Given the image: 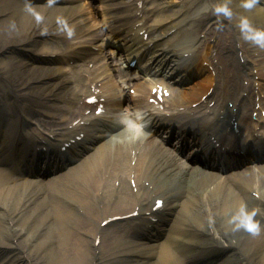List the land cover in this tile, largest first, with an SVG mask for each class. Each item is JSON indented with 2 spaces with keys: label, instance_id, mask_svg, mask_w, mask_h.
<instances>
[{
  "label": "bare ground",
  "instance_id": "obj_1",
  "mask_svg": "<svg viewBox=\"0 0 264 264\" xmlns=\"http://www.w3.org/2000/svg\"><path fill=\"white\" fill-rule=\"evenodd\" d=\"M97 1L107 9H114L105 18L106 41L111 43L110 40L115 38L116 42L126 43L129 19L135 18L138 10H123L128 0ZM153 1L151 5L160 0ZM173 1L176 0H165L152 9L157 13L152 31L166 22L169 26L157 37L173 28L192 26L193 30L189 32L194 35L191 45L174 52L196 66V71L187 75L200 74L202 78L194 85L178 88L177 95L164 98V102L168 101L170 107L179 111L194 131L203 127L213 133L219 132L223 131V126L233 129L237 122L234 130H238V139L247 141L259 136L249 111L264 106V91L254 87L256 79L248 85L242 84L240 68L255 60L264 71V53L259 52L261 46L252 40L257 46L258 59L254 53L251 56L243 45L246 55H241L235 43L233 46L229 41L227 31L222 41L213 47L217 50L215 56H212L214 50H210L204 54L199 52L205 55L201 58L195 51L199 44L197 40L214 34L211 30L204 31L205 22L194 16L191 7L198 6L197 11L204 12L210 0H187L185 7H179ZM259 1L247 7L251 1L236 0L235 7H230L233 12H241V17L233 24L232 36L245 32L235 42L248 41L247 30L255 36L264 33V5L262 0ZM242 4L243 8H238ZM167 7L173 13L161 11ZM206 15L211 17L212 14ZM181 17L182 21L175 22ZM213 19L217 25L223 23L219 14ZM69 27L74 28L76 34L69 42L67 54L62 53L65 59L96 58L100 48L97 46V52L90 51V47L95 46V32L82 4L72 2L66 7L52 0H0V54L10 56L9 63L0 64V264H264V162L255 166L244 165L243 170L228 175L227 169L216 166V163L209 165L188 160L173 172L174 161L158 151L153 141L149 139L145 147L141 143L143 138L135 126L145 124V120L131 117L133 125L126 128L125 135L119 134L112 140L98 133L89 144L90 150L94 151L85 158L83 155L81 162L66 172L46 184L30 179L38 177L29 174L26 167L30 164L22 155L27 154V138L34 135L30 126L39 127L35 132L41 135L44 131H49L47 134L54 138L63 134L48 128L51 123L35 112L37 107L47 105L46 118L58 113L49 116L64 123L69 114L84 117V103L76 106V100L82 101V96L90 93L97 99L94 112L101 105L104 112L81 121H96L110 114L127 117L122 99V86L126 81L118 83L113 69L101 70L97 66L89 69V89L79 92L72 91L71 80L64 75V69L35 63V55L46 59L53 54L49 38L68 32ZM220 34L223 32H218V36ZM185 50L187 57L183 54ZM232 50L235 58L227 54ZM210 58L218 63L214 68L215 76L204 71L206 67L202 59ZM235 59L240 61L239 66ZM143 66L150 68L151 64ZM179 66L184 65L179 62L172 71H177ZM163 71L171 74L168 67ZM213 77L217 78L219 88H214L215 94L206 102L204 96L211 89ZM145 89V86H139L138 94ZM150 91L147 92L148 98L152 97ZM137 99L138 95L134 101ZM60 101L67 103L60 107ZM213 101L215 104L211 106ZM229 102L233 103V108L228 106L230 109H227ZM25 104H29L32 110L26 113ZM258 123H264V118L260 117ZM82 126L81 123L74 126L73 131L81 130ZM110 127L114 128L110 131L113 136L118 130L113 124ZM148 130L154 138V127ZM254 153V150L250 151V154ZM15 157H19L16 166L13 164ZM169 182L172 186L163 194L168 199L156 198ZM57 188L61 190L54 192ZM76 189L84 194L78 195ZM46 190L45 194L38 195ZM160 199L166 204L170 200L166 207L172 217H169L167 232L157 245L126 240L133 234L131 223H128L132 222L131 217L126 219V224H123L125 221L108 223L107 227H112L108 231L97 220L101 216L122 214V210L137 211L138 218L147 213L156 216L159 211L155 210V205ZM241 206H246L248 212H256L254 219L261 226L259 235L254 236L244 229L231 230L227 221ZM99 238L104 252L96 246Z\"/></svg>",
  "mask_w": 264,
  "mask_h": 264
},
{
  "label": "clouds",
  "instance_id": "obj_2",
  "mask_svg": "<svg viewBox=\"0 0 264 264\" xmlns=\"http://www.w3.org/2000/svg\"><path fill=\"white\" fill-rule=\"evenodd\" d=\"M256 0H251V3L247 4V7H251L252 3ZM256 43L261 47H264V33H257L254 38ZM256 215L255 211L248 212L246 206H241V208L234 214H231L227 223L232 226L231 230L233 232L244 229L252 235H259L261 231L260 224L254 219Z\"/></svg>",
  "mask_w": 264,
  "mask_h": 264
},
{
  "label": "rangeland",
  "instance_id": "obj_3",
  "mask_svg": "<svg viewBox=\"0 0 264 264\" xmlns=\"http://www.w3.org/2000/svg\"><path fill=\"white\" fill-rule=\"evenodd\" d=\"M183 0H176L175 2H176V5L177 6H180V5H183V4H181V2H182ZM230 0H211V5H214V6H216L215 4L216 3H220V5L223 3V2H225L226 3V5H227V3L229 2ZM224 3V4H225ZM231 3V2H230ZM226 7V6H225ZM227 8H229V6L227 5ZM220 9H222L221 10V12H223V10H225V11H227L226 10V8H223L222 7V5H221V8ZM228 12V11H227ZM229 12H230V9H229ZM228 12V13H229ZM171 13H173V12H171ZM170 13V14H171ZM231 13V12H230ZM231 16V15H230ZM230 16H228L226 19H225V21H226V23H225V25L227 26V28H229V29H231L232 30V28H233V24H232V20H233V18L232 19H230ZM183 19V17H181V18H179L178 20H182ZM228 21V22H227ZM184 29H187V28H184ZM182 31H185V30H182ZM184 35V34H183ZM183 35H181V36H183ZM239 36V35H238ZM9 61H10V56L9 55H5V54H0V64H7V63H9ZM42 107V106H41ZM41 107H39V109L42 111V108ZM35 114V113H34ZM34 128H36V126L35 125H31L30 126V129H34ZM45 181V180H44ZM47 182V181H46ZM56 190H61V189H59V188H57V189H54V192L56 191ZM63 190V189H62ZM76 191H77V193L79 194V195H81L82 196V194L81 193H83L80 189H76ZM50 199V198H49ZM51 200H49V202H50ZM124 224V223H123ZM112 227H110V228H108V230L109 229H111ZM107 230V231H108ZM127 241H132V238H131V236L129 235L127 238ZM100 250H103V251H105L104 249H103V247H101L100 248Z\"/></svg>",
  "mask_w": 264,
  "mask_h": 264
}]
</instances>
